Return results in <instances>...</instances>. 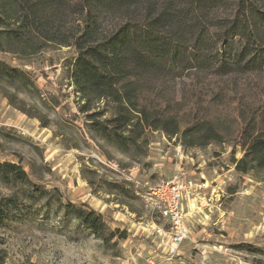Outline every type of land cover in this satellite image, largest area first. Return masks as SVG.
I'll return each mask as SVG.
<instances>
[{
	"label": "rangeland",
	"instance_id": "1",
	"mask_svg": "<svg viewBox=\"0 0 264 264\" xmlns=\"http://www.w3.org/2000/svg\"><path fill=\"white\" fill-rule=\"evenodd\" d=\"M79 17L60 16L62 31L75 30ZM16 52L0 56L33 86L0 89V163L21 166L29 183L0 182V201L8 205L0 220L4 264H264V170L239 174L232 160L242 158L240 148L186 150L148 133V146L126 154L97 137L81 112L72 48L49 43ZM177 175L196 181V196L206 202L195 212L185 208L188 237L172 254L171 229L147 194ZM69 204H87L111 230L127 229L130 237L106 245L67 211Z\"/></svg>",
	"mask_w": 264,
	"mask_h": 264
},
{
	"label": "trees",
	"instance_id": "2",
	"mask_svg": "<svg viewBox=\"0 0 264 264\" xmlns=\"http://www.w3.org/2000/svg\"><path fill=\"white\" fill-rule=\"evenodd\" d=\"M69 11L81 21L63 32L59 17ZM49 43L75 51L80 110L111 146L127 154L148 146V133L186 150L229 143L243 153L232 160L239 174L264 170V0H0V54ZM229 78L251 82H206ZM17 83L33 86L0 56V89ZM0 182L26 184L29 176L0 163ZM81 206L66 209L106 245L130 237ZM7 207L0 201V220Z\"/></svg>",
	"mask_w": 264,
	"mask_h": 264
},
{
	"label": "built area",
	"instance_id": "3",
	"mask_svg": "<svg viewBox=\"0 0 264 264\" xmlns=\"http://www.w3.org/2000/svg\"><path fill=\"white\" fill-rule=\"evenodd\" d=\"M198 183L177 175L149 188L148 203L155 207L171 229V249L174 254L188 237L183 206L197 195Z\"/></svg>",
	"mask_w": 264,
	"mask_h": 264
},
{
	"label": "crops",
	"instance_id": "4",
	"mask_svg": "<svg viewBox=\"0 0 264 264\" xmlns=\"http://www.w3.org/2000/svg\"><path fill=\"white\" fill-rule=\"evenodd\" d=\"M206 195V193H205ZM206 202V196H196L192 201L185 203L183 206V209L185 211V208L189 210L190 212H195L197 209H201L203 207V204ZM201 205V206H199Z\"/></svg>",
	"mask_w": 264,
	"mask_h": 264
}]
</instances>
